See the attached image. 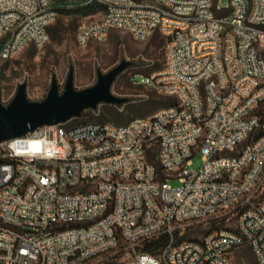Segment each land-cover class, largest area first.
Here are the masks:
<instances>
[{
  "label": "built area",
  "instance_id": "2783aa9c",
  "mask_svg": "<svg viewBox=\"0 0 264 264\" xmlns=\"http://www.w3.org/2000/svg\"><path fill=\"white\" fill-rule=\"evenodd\" d=\"M229 1L87 0L104 10L78 45L111 30L161 34L164 68L133 82L175 103L123 125L73 118L25 135L55 140L56 158L13 156L12 139L0 142V264H235L242 247L264 264V0ZM57 17L55 0H0V61L48 43ZM223 219L202 240L175 242ZM163 235L158 255L144 251Z\"/></svg>",
  "mask_w": 264,
  "mask_h": 264
},
{
  "label": "rangeland",
  "instance_id": "374dc122",
  "mask_svg": "<svg viewBox=\"0 0 264 264\" xmlns=\"http://www.w3.org/2000/svg\"><path fill=\"white\" fill-rule=\"evenodd\" d=\"M84 1V0H81ZM229 0H218L221 8L228 7ZM103 10H98L88 16H64L59 14L50 28V40L44 46L29 45L20 55L13 59L0 61V81L2 84V101L8 105L15 97L22 84L27 85V97L31 101L44 100L51 88L53 78H57L62 92L70 74L75 73V88L83 90L98 82V73H108L123 61L131 65L119 75L112 86V93L127 98L128 102L119 109L123 120L136 118L131 110L135 104L142 105L156 98L159 93L145 86L136 85L148 75L161 71L165 65V38L156 33L145 42L136 41L124 30H111L103 42H92L87 47H80L77 35L80 27L99 20ZM110 104L102 103L96 110L88 109L81 120L72 124L96 122L97 118L108 117ZM109 122H113L111 119ZM202 164V154L193 158L192 169H198ZM173 187L180 185L172 180ZM234 220L230 223L234 224ZM228 226V224H225ZM211 228L207 222L196 223L187 228L184 234L186 240H202L209 234ZM235 264H258L251 248L242 247L234 253Z\"/></svg>",
  "mask_w": 264,
  "mask_h": 264
},
{
  "label": "water",
  "instance_id": "95a60500",
  "mask_svg": "<svg viewBox=\"0 0 264 264\" xmlns=\"http://www.w3.org/2000/svg\"><path fill=\"white\" fill-rule=\"evenodd\" d=\"M130 65V61H123L106 74L99 72L98 82L83 90L75 88V73L71 68L63 91H60L54 77L47 97L41 101L29 100L27 85L22 84L14 99L5 105L0 81V142L25 136L42 126L58 125L79 118L86 110H96L102 103L126 104L128 99L114 95L112 86ZM29 124L31 127H28Z\"/></svg>",
  "mask_w": 264,
  "mask_h": 264
},
{
  "label": "trees",
  "instance_id": "16d2710c",
  "mask_svg": "<svg viewBox=\"0 0 264 264\" xmlns=\"http://www.w3.org/2000/svg\"><path fill=\"white\" fill-rule=\"evenodd\" d=\"M55 8L58 12V15L61 14L64 16H76V15L88 16L98 10H104V7L101 4L87 3V0L84 1L55 0ZM48 30L50 33H53L50 27ZM174 103H175L174 99L158 94L156 98H152L151 100H148L147 103H144L142 105L135 104L134 106H132L131 110L136 115V118H141V117L149 116L154 112H156L157 110L169 105H173ZM120 108L121 106L111 105L108 113V117L97 118L96 122L105 123V122H109V120L111 119L113 121L112 123L117 125H123L131 121L132 119L123 120L121 118L120 115L122 112L119 111ZM81 119L82 118H77L76 120L79 121ZM150 159L154 160V155H152ZM208 224L211 228L209 233H211L218 228L225 227L226 226L225 224H227V222L225 219H223L221 221H210L208 222ZM186 237L187 236L185 234H183L182 236L176 234L175 242L180 243L186 240ZM169 243H170V236L163 235L158 240L147 243L144 247V251L151 255H158L166 246L169 245ZM120 257L121 255L118 256L117 259H115V261L111 264H118V259Z\"/></svg>",
  "mask_w": 264,
  "mask_h": 264
},
{
  "label": "clouds",
  "instance_id": "9594fccd",
  "mask_svg": "<svg viewBox=\"0 0 264 264\" xmlns=\"http://www.w3.org/2000/svg\"><path fill=\"white\" fill-rule=\"evenodd\" d=\"M28 127H31L29 124ZM8 148L13 156L26 157L29 159L56 158L60 155L59 148L55 140L50 139L47 135H28L25 137L13 138L8 142ZM145 258L141 257V264ZM155 264V262H153Z\"/></svg>",
  "mask_w": 264,
  "mask_h": 264
}]
</instances>
